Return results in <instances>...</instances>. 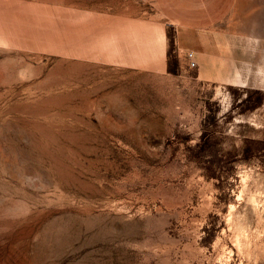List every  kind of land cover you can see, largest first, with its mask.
I'll return each instance as SVG.
<instances>
[{
    "label": "rangeland",
    "instance_id": "rangeland-1",
    "mask_svg": "<svg viewBox=\"0 0 264 264\" xmlns=\"http://www.w3.org/2000/svg\"><path fill=\"white\" fill-rule=\"evenodd\" d=\"M0 264H264V0H0Z\"/></svg>",
    "mask_w": 264,
    "mask_h": 264
},
{
    "label": "built area",
    "instance_id": "built-area-1",
    "mask_svg": "<svg viewBox=\"0 0 264 264\" xmlns=\"http://www.w3.org/2000/svg\"><path fill=\"white\" fill-rule=\"evenodd\" d=\"M185 58L189 67L196 66L197 62L195 61L194 52L192 50H188L185 52Z\"/></svg>",
    "mask_w": 264,
    "mask_h": 264
}]
</instances>
